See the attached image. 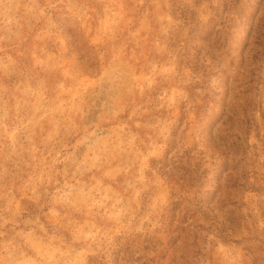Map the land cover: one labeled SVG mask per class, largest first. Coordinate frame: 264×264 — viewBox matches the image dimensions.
Returning <instances> with one entry per match:
<instances>
[{
  "label": "rangeland",
  "instance_id": "1",
  "mask_svg": "<svg viewBox=\"0 0 264 264\" xmlns=\"http://www.w3.org/2000/svg\"><path fill=\"white\" fill-rule=\"evenodd\" d=\"M249 1L0 0V264H264Z\"/></svg>",
  "mask_w": 264,
  "mask_h": 264
},
{
  "label": "trees",
  "instance_id": "2",
  "mask_svg": "<svg viewBox=\"0 0 264 264\" xmlns=\"http://www.w3.org/2000/svg\"><path fill=\"white\" fill-rule=\"evenodd\" d=\"M256 5L255 12H250V1L248 6L246 3H234L230 7H238V10L237 8L233 10L235 11L234 15L236 16V19H230V17L225 18L226 22L240 20L242 26L249 27V35L246 40L248 47L240 53L238 57V60H240L239 66L236 70V73L244 72L242 73L243 80L240 81L242 85L256 84L259 80V68L264 61V0H257ZM245 18L248 19L247 22H245ZM227 30L228 32L226 33V36L229 40L230 36L233 37L234 34L230 33L231 27H228ZM68 41L70 52L75 55L78 54V58H75L76 61L82 65L86 72L93 74L90 70V65L85 62V59L88 58L90 52L88 50H82V48L79 47V44L69 36ZM194 67H197V65Z\"/></svg>",
  "mask_w": 264,
  "mask_h": 264
}]
</instances>
